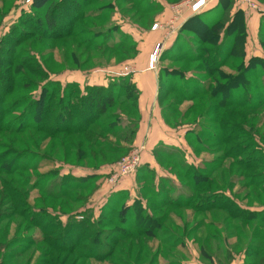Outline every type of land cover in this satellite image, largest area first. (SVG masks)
<instances>
[{"label":"rangeland","instance_id":"rangeland-1","mask_svg":"<svg viewBox=\"0 0 264 264\" xmlns=\"http://www.w3.org/2000/svg\"><path fill=\"white\" fill-rule=\"evenodd\" d=\"M186 1L0 0V264H264V0ZM93 87L115 122L77 115Z\"/></svg>","mask_w":264,"mask_h":264},{"label":"trees","instance_id":"trees-1","mask_svg":"<svg viewBox=\"0 0 264 264\" xmlns=\"http://www.w3.org/2000/svg\"><path fill=\"white\" fill-rule=\"evenodd\" d=\"M227 1V2H226ZM233 1V0H232ZM55 2V0H32V3H31V8L33 9V10H35V11H40V10H42V9H45V10H48V9H50L54 4ZM224 2V3H223ZM226 2V3H225ZM222 3V4H221ZM219 4L220 5H223L222 6V8L224 9H226L228 6H229V0H221L220 2H219ZM224 9V10H225ZM237 16H239V12H237L236 13V15H235V18L234 19H232V20H230V22H229V24H228V27H230V28H234V29H237L236 28V26L237 25H235V19L237 18ZM195 20V19H194ZM190 21H192V19L190 20ZM54 25H55V22H53V20H51L50 18H48V22H47V29H48V31H50V30H52L53 31V27H54ZM217 25H219V23L218 22H212V23H210V25L209 26H205L206 27V29H204V28H202L201 29V31L202 32H200V34L201 35H204V37H205V35L207 34V33H209V32H212V33H216V31H218V27H217ZM242 34V36H243V34H244V31L243 32H241ZM226 35H228L229 36V33H227ZM241 36V37H242ZM207 37H209L210 39H215V37L214 36H207ZM242 40H243V38H242ZM244 42V41H243ZM216 60V59H215ZM214 69L215 68H209L207 71V73L208 74H211V73H213V71H214ZM247 69V68H246ZM246 69H243V70H241V72H240V69L239 68H237L236 70H237V74H236V76H230V75H226V74H222L221 73V75H220V78H222V79H224V80H226V81H228L229 83H232L233 81H240V78L241 77H243V76H241V75H244V70H246ZM214 83H215V88L213 89V90H211V92H210V95L212 96V97H214V98H216V95H219L217 92H224L225 90H226V88H225V84H220L221 82H216V81H214ZM124 85V88H127V86H129L128 84H126V83H124L123 84ZM56 86L58 87V90H60L61 91V95H60V100H59V105L58 106H56V115H54V117H53V123H58L59 122V127L62 125V123H64L65 121H69L70 119H71V117H69L70 116V112H68L66 109H69L68 107H67V105L68 104H66V103H69V101H67L65 98H64V93L65 92H69L71 89H73V88H75V89H73L74 90V92L75 93H77L78 92V88H77V90H76V86L75 85H73L72 83L71 84H65L63 87L59 84V81H58V83H56ZM234 87V86H233ZM89 89H93L94 90V92L93 93H91V94H87L86 96H85V94L84 95H80L81 96V98H80V104L81 105H79V109L82 107H86L87 108V111H83V109L82 110H80V111H78V114L77 115H79V117H81V118H84L85 120V123L87 124V125H89V124H97V125H101V124H103L104 122H115L116 121V118H114L113 117V115H109L108 113H107V110L108 109H110L111 107H113L114 106V100H115V98L119 95V94H117V93H113V92H108V91H106L105 89H103V88H100V87H93V88H89ZM217 89V90H216ZM44 90H46V89H44ZM55 91V89H53L52 90V92H54ZM127 93V92H126ZM48 94H50V93H48ZM41 97V99H42V96H40ZM48 98H47V102L48 103H51L50 101H51V99L49 98V95L47 96ZM50 99V100H49ZM49 100V101H48ZM46 102V101H45ZM40 103V101H36L35 102V104L34 105H38ZM69 104H71V102L69 103ZM46 105V104H45ZM216 106H218V107H220L219 105H216ZM210 108H212V107H210ZM94 110V112H96L97 113V115L98 116H96V118H94V119H88V114L92 111V110ZM90 111V112H89ZM102 115V116H101ZM86 125V126H87ZM113 124L111 123V125H110V127L112 126ZM86 126H82V127H78L77 129H71V128H68V127H66V128H56V129H54L52 132L53 133H58V132H61V133H67V132H69V131H79V132H82V130H86L87 128H86ZM108 130H110V128H108V129H106V130H104V133H106V134H109V133H112V135H114L115 137H119V136H121V137H124V139H128V138H130V137H132L131 136V132L130 133H117V132H115V130L113 131V132H109ZM85 139L87 140V141H85L86 142V144H88L89 143V141H88V139H87V137H85ZM98 139H100V138H98ZM95 142H97V140H94L92 143H95ZM95 145V144H94ZM140 166V165H139ZM139 166H138V168H139ZM137 168V169H138ZM223 210V209H222ZM263 211V210H262ZM262 211H254L255 213V215H262L261 213H262ZM226 212V211H225ZM227 213V212H226ZM250 213V212H249ZM228 214V213H227ZM261 218V217H260ZM159 220H158V223H157V229L160 227V226H158V225H160V223H161V221H162V219L163 218H158ZM145 220V216L143 217V219L141 220V221H144ZM161 220V221H160ZM157 221V220H156ZM155 221V222H156ZM144 222H146V220L144 221ZM150 224L148 223V226H149ZM146 235L147 236H149V237H152L153 236V234L152 233H149V232H146ZM264 251V250H263ZM201 255L203 256V258H207L208 260H209V257L205 254V252L203 251V250H201Z\"/></svg>","mask_w":264,"mask_h":264},{"label":"built area","instance_id":"built-area-1","mask_svg":"<svg viewBox=\"0 0 264 264\" xmlns=\"http://www.w3.org/2000/svg\"><path fill=\"white\" fill-rule=\"evenodd\" d=\"M32 0H27V2H31ZM247 2V0H245ZM186 6H189V12L192 13L190 14L195 15L198 14L199 12H201L202 10H204L205 7V0H190L188 2V0L186 1ZM248 7L250 8V10H255L258 11V7L257 4L255 2H253L252 0H249V5ZM189 16V17H191ZM159 24H155L153 26V29L159 28ZM151 67H152V63H151ZM139 166V160L137 157H126L124 158L116 167V173H115V177H113L111 179V182H114L116 179L122 178L129 175V173L135 171V169H137Z\"/></svg>","mask_w":264,"mask_h":264},{"label":"crops","instance_id":"crops-1","mask_svg":"<svg viewBox=\"0 0 264 264\" xmlns=\"http://www.w3.org/2000/svg\"><path fill=\"white\" fill-rule=\"evenodd\" d=\"M217 2H218V0H209V2H207V3L211 4V6H214L215 3L217 4ZM166 16H165V18H166ZM261 17H264V15H262V14L260 16L259 15H255V16H252L251 19H252V21L259 23V21L261 20ZM151 145L153 146L152 142H151Z\"/></svg>","mask_w":264,"mask_h":264}]
</instances>
